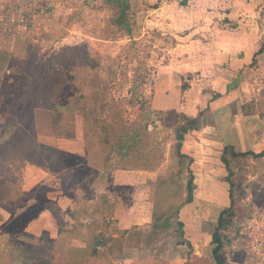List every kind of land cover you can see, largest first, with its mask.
<instances>
[{
    "label": "rangeland",
    "instance_id": "rangeland-1",
    "mask_svg": "<svg viewBox=\"0 0 264 264\" xmlns=\"http://www.w3.org/2000/svg\"><path fill=\"white\" fill-rule=\"evenodd\" d=\"M3 1L1 19L22 24L0 28V264H215L211 235L229 191L220 256L264 264V61L236 78L204 68L207 45L144 27L133 13L143 0H38L48 5L36 12ZM260 1L256 16H223L220 29L263 37ZM129 25L141 27L140 49L127 60ZM20 80L35 102L16 117L9 105L28 99ZM170 109L199 119L183 135L185 158ZM11 117L27 136L7 127ZM26 123L53 149L42 167L15 153Z\"/></svg>",
    "mask_w": 264,
    "mask_h": 264
},
{
    "label": "crops",
    "instance_id": "crops-1",
    "mask_svg": "<svg viewBox=\"0 0 264 264\" xmlns=\"http://www.w3.org/2000/svg\"><path fill=\"white\" fill-rule=\"evenodd\" d=\"M10 1L20 4V8L28 9L29 11L32 10L33 12H36L37 10L35 9L38 7L44 8L41 6L48 5V2L38 0H4L3 2L7 3ZM224 2L226 1L143 0V3H140L139 10L136 11V17L138 14H144L145 18L142 22L144 27L151 26L149 28H156L161 35L171 36L176 40H179L180 44H183L184 41H186L184 45L190 47L197 43H205V45H207V49L204 51L205 54L199 56V58L202 59L206 58V60H203V67L208 70H210V68H216L217 70L224 71V73L226 72V74L236 78L249 63L256 61L257 59L264 61V36L262 37V35L256 34L254 36L253 31L251 32V35L247 31H229L220 29L221 26L219 24H221L220 20L224 18L223 16H228L233 22L232 24H235V20L238 23L243 24L246 19L250 18L249 16H256L257 14V10L254 9L255 0H228V4H224ZM7 6L8 5L0 4V9L3 10ZM16 10L18 11L17 8ZM2 12L3 11H1V13ZM1 18L3 19L2 15L0 16V28L4 26V24L14 26L16 23L17 27H21L20 25L22 24V21L15 22L14 20L12 21V19H9L7 22H4ZM24 21L23 27L31 26L27 19ZM247 22H250V20H247ZM211 26L215 27L214 31H212L213 33H211L212 38L208 37L207 39H203L210 36L209 31L210 28H212ZM216 28L219 29L220 33H218L219 31L216 30ZM255 28H259L258 24H256ZM139 29L141 30V27H139ZM180 30L187 31L185 36L178 37L176 35V32H179ZM184 38L186 40H184ZM208 41H210V43H208ZM167 71L168 69L166 72ZM155 86V91L157 92H163L166 90V86L161 83L159 85L156 84ZM223 88L216 90V92H221ZM214 95L215 97H218L216 94ZM215 102L216 100L210 101L209 103L207 101L205 107L207 106L206 108L211 110V106L213 103L216 104ZM175 110L177 111V109ZM197 120L199 119L197 118ZM43 211H45V213ZM40 213V216L46 214V207H44Z\"/></svg>",
    "mask_w": 264,
    "mask_h": 264
},
{
    "label": "trees",
    "instance_id": "trees-1",
    "mask_svg": "<svg viewBox=\"0 0 264 264\" xmlns=\"http://www.w3.org/2000/svg\"><path fill=\"white\" fill-rule=\"evenodd\" d=\"M140 8V7H139ZM139 8L137 10H139ZM136 10V11H137ZM133 12L134 14L136 13ZM128 30L131 33V37H130V41H129V45L131 48H134L132 50V53L130 54L129 59H133V58H137L138 57V51H139V42L135 39L136 38V31H139V27H135V26H127ZM135 46L137 48H135ZM139 48V49H138ZM44 58V57H43ZM53 59V58H52ZM64 60L65 59V55L63 53H59V58L58 60ZM18 83V86L20 87L19 90L22 89V95L21 98H25L27 97L28 99L26 100H22L20 102H18L19 97L15 98L16 101L18 103H13L10 104L9 106H12V110L14 112V116H27L29 114L28 109H30L32 107V105H34L35 102V97L31 94L30 90H28L25 87L24 84V80H20ZM137 86L135 85L133 87V90H136ZM142 96L138 95V99L140 98V103H146L145 100L142 101ZM5 108V107H4ZM3 109V108H2ZM169 115L170 116H174V120H173V124H174V134L176 137V143H175V151L178 155V157L180 158H185V155H183L180 151L181 146H182V141H183V135L185 133H187L190 130H193L197 127L198 124V120L196 117H191V118H187L183 115H179L178 112L173 109V110H169ZM19 121H17L14 117H11L8 119L7 122V127H17L18 130L23 134L27 136V133L21 129L19 126ZM28 126V130L29 133H31V135L29 134L26 141L20 145H15V150H16V154H19L22 159L24 161L30 162L32 164H35L37 166L42 167V160L46 161H50V159L53 156L52 152V148L39 144L36 140V138L34 137V123H31L29 126V123H26ZM110 126L105 129L106 132V138L110 137ZM108 140V138H107ZM110 142V141H109ZM40 158V160H39ZM226 163V162H225ZM192 189H193V185H192V177H189V180L187 182L186 185V190H187V201H190L191 196H192ZM229 199H230V206L221 210L218 214V218H217V225L214 229V232L211 235V244L213 245V248L211 250V254L212 257L214 259L215 264H225L223 258L220 256V250L223 247V241H222V234H221V229L226 225L225 223L228 222L230 216L232 215V192L229 191ZM21 247V245H20ZM24 248V247H23ZM28 249V248H27ZM26 253L29 252V250L25 251ZM95 252V251H94ZM23 264H28V261H24Z\"/></svg>",
    "mask_w": 264,
    "mask_h": 264
}]
</instances>
